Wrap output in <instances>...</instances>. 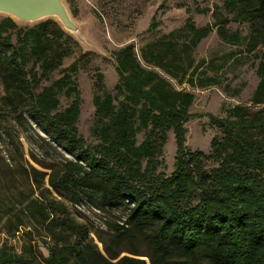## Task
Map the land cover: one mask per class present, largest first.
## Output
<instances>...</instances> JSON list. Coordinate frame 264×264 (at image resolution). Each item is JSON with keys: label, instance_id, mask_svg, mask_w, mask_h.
Here are the masks:
<instances>
[{"label": "trees", "instance_id": "trees-1", "mask_svg": "<svg viewBox=\"0 0 264 264\" xmlns=\"http://www.w3.org/2000/svg\"><path fill=\"white\" fill-rule=\"evenodd\" d=\"M194 10L210 12L212 20L196 25L187 16L141 45L139 55L133 43L112 50L118 79L106 90L97 75L93 142L77 127L76 71L89 51L49 81L64 58L76 54L78 41L53 17L32 25L0 18V116L30 118L47 135L40 155H26L13 129H0L18 151L16 159L11 151L0 157V174L4 162L22 181L15 199L0 198V220L6 216L7 234L30 222L20 251L0 242V264H264V0H221ZM156 11L148 31L159 24ZM231 22L244 24L246 32ZM213 30L253 55L258 82L249 103L229 104L222 116L208 114L218 133L203 151L186 145L195 94L172 80L192 87L221 83L203 73L207 60L194 56ZM224 90L238 94L227 84ZM61 95L70 98L64 107ZM169 132L176 148L167 174L162 154ZM85 198L101 209L123 207L126 215L107 223L105 237L71 211L68 202Z\"/></svg>", "mask_w": 264, "mask_h": 264}, {"label": "rangeland", "instance_id": "rangeland-1", "mask_svg": "<svg viewBox=\"0 0 264 264\" xmlns=\"http://www.w3.org/2000/svg\"><path fill=\"white\" fill-rule=\"evenodd\" d=\"M163 1V5L157 9V6ZM72 17L78 24L83 26V35L78 41L79 47L76 54L66 57L59 70L52 75L58 77L62 69L75 61L81 52L89 51L78 63L76 71V81L80 90V115L77 121L78 132L87 142H93L92 128L94 126V105L93 97L96 93L97 75L102 74L101 82L106 90H111L118 79L115 70L112 50L133 43L136 53L139 55V48L145 42L152 40L162 33L176 28L183 24L187 16H191L196 25H203L212 20L210 12H195L196 5L200 7H212L221 0H64ZM189 8V11L186 9ZM156 11V20L159 24L148 31L149 22ZM8 15L0 13V18ZM18 25H32L35 22H23L15 20ZM229 26L232 29L239 28L246 32V26L242 23L231 22ZM241 47L224 43L217 36L215 30L203 38L194 50L196 59L205 58L206 64L202 71L207 75H216L220 84L208 85L204 87H192L188 83H178L172 80L177 87H184L194 92L195 98L191 105L190 112L194 116L185 123L186 145L193 149L198 148L203 151L210 150V140L218 133L216 127L210 124L208 114L222 116L223 108L229 104L249 103L254 88L258 82L255 73L257 60L253 55L240 51ZM49 81H44L48 83ZM229 85L231 91L238 90V94L229 95L224 90V85ZM3 95V87L0 80V97ZM70 98L64 95L60 96V107L68 104ZM0 106V112H1ZM12 128L15 139L20 143L21 149L26 155L33 151L40 155L42 148L47 144L41 139L47 137L43 128L32 121L30 118L15 119L9 115L0 116V129L4 127ZM175 138L172 132H169L167 141L163 148V159L165 163V173H170L173 169L175 154ZM8 151L18 158V151L11 146V141L4 134L0 137V157L7 156ZM51 151V150H50ZM52 154L56 155L53 151ZM1 160V159H0ZM1 162V161H0ZM30 162L40 168L32 160ZM3 172L0 174V198L5 202L15 199L17 186L22 183L20 178L14 177L10 170L2 162ZM20 181V182H19ZM85 203L68 202L71 211L78 219L86 222L93 230L99 234L109 233L108 222L121 221L126 215L123 207L112 209H101L95 202L85 198ZM6 216L0 220V242L8 241L13 247L20 251L22 243L27 239L25 231L30 229V222L24 219L19 230L14 234H7L3 223ZM102 230V231H100ZM94 241L102 249V244L97 236L92 233ZM106 237V235H104ZM122 247H127L123 244ZM141 248H145L143 242ZM44 252L45 250L42 249ZM123 251L121 254H127Z\"/></svg>", "mask_w": 264, "mask_h": 264}, {"label": "water", "instance_id": "water-1", "mask_svg": "<svg viewBox=\"0 0 264 264\" xmlns=\"http://www.w3.org/2000/svg\"><path fill=\"white\" fill-rule=\"evenodd\" d=\"M0 13L23 22L53 17L67 32L79 39L83 35V26L72 17L64 0H0Z\"/></svg>", "mask_w": 264, "mask_h": 264}]
</instances>
